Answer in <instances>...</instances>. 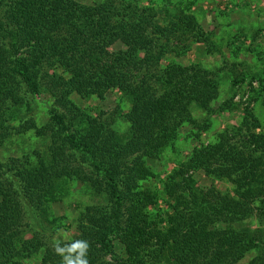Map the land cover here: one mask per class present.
<instances>
[{
	"label": "trees",
	"instance_id": "1",
	"mask_svg": "<svg viewBox=\"0 0 264 264\" xmlns=\"http://www.w3.org/2000/svg\"><path fill=\"white\" fill-rule=\"evenodd\" d=\"M164 2L141 9L132 0L119 1L120 8L0 0V146L18 127L34 128L31 120L10 124L28 104L24 98L47 92L61 108H50L49 123L37 131L50 137L47 156L0 163V264H17L41 249L40 264H61L56 243L26 236L25 218L44 211L61 181L72 179L101 198L79 211L75 237L60 242L86 240L88 264H238L249 253L247 264H264V229L251 225L253 219L264 225V131L256 132L252 112L194 147L159 180L160 189L147 185L156 177L147 159L173 147L185 124L205 129L191 108L211 114L218 98L217 80L195 65L158 68L175 37L208 41L190 13L192 3ZM155 10L166 11V27L157 26L156 15L141 14ZM117 42L122 48L111 50ZM52 68L66 76L53 71L52 77ZM113 90L128 105L123 137L103 111L91 116L68 100L70 94L104 100ZM198 171L232 188H201Z\"/></svg>",
	"mask_w": 264,
	"mask_h": 264
},
{
	"label": "rangeland",
	"instance_id": "2",
	"mask_svg": "<svg viewBox=\"0 0 264 264\" xmlns=\"http://www.w3.org/2000/svg\"><path fill=\"white\" fill-rule=\"evenodd\" d=\"M85 5H100L113 2L115 7L121 0H77ZM141 8L157 9V4L164 0H132ZM178 0H170L176 3ZM192 3V13L202 29L207 34L208 41L196 42L193 38L178 37L171 40V52L166 53L159 62V69L169 63H178L182 66L195 65L206 71L210 77L218 82V98L212 100L211 107L215 110L211 114L205 110L192 106L191 117L200 124L206 123L205 129L198 131L185 124L178 134L173 147H168L157 159H147L155 178L147 181V185L160 189L159 180L164 179L171 171L190 156L194 147L207 145L213 142L216 135L227 126L238 125L245 111L252 112L258 120L257 133L264 131V0H185ZM153 3V4H152ZM118 12V11H117ZM122 13V11H119ZM171 11H169L170 13ZM155 16L153 21L158 27H166L168 18L166 11H143ZM148 29L149 31H152ZM151 35V34H150ZM176 36H182L178 33ZM157 36H154V38ZM163 40V38H162ZM122 48L117 42L111 50ZM46 72V70H44ZM54 73L63 75L59 69L47 70L50 75ZM235 79L238 81L234 83ZM262 80V82L260 81ZM24 104L15 113L10 124L18 127L20 123L31 120L34 128L24 131H12L0 146V163H12L15 159L29 158L35 161L36 154L47 156L50 147V137L37 134L38 129L46 127L49 123V109L52 107L61 110L53 104L54 98L50 94L39 93L24 98ZM69 101L81 108L84 113L95 116L104 112L105 116L114 120L113 128L118 135L124 136L128 123L124 114L128 112V105L122 100L117 90L107 93L104 100L94 96L81 98L70 94ZM27 125V124H26ZM13 164V163H12ZM88 168L85 167V171ZM198 186L209 188L214 185L222 192L232 188L226 181L214 180L212 182L201 172L195 173ZM101 202L91 188L85 184L72 180H63L55 193V198L45 205V210H32L26 216L25 222L30 232L42 236L49 246L59 242L72 240L77 234L76 218L81 209L87 205ZM252 228L264 229L259 220H251ZM119 247V246H117ZM43 250L29 258L19 259L17 264H40ZM253 254L249 253L238 264H247Z\"/></svg>",
	"mask_w": 264,
	"mask_h": 264
},
{
	"label": "clouds",
	"instance_id": "3",
	"mask_svg": "<svg viewBox=\"0 0 264 264\" xmlns=\"http://www.w3.org/2000/svg\"><path fill=\"white\" fill-rule=\"evenodd\" d=\"M89 244L86 240H74L70 244L61 246L56 242L55 252L61 256V264H88L87 251Z\"/></svg>",
	"mask_w": 264,
	"mask_h": 264
}]
</instances>
